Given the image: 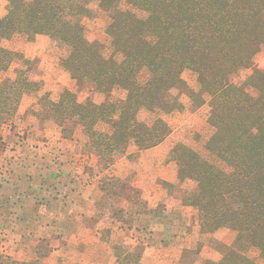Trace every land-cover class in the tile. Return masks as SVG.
I'll use <instances>...</instances> for the list:
<instances>
[{
  "label": "trees",
  "instance_id": "obj_1",
  "mask_svg": "<svg viewBox=\"0 0 264 264\" xmlns=\"http://www.w3.org/2000/svg\"><path fill=\"white\" fill-rule=\"evenodd\" d=\"M6 1L0 37L48 35L68 48L63 65L72 78L89 79L107 96L115 88L124 91L119 100L80 103L65 89L57 100L41 104L62 137L81 126L104 165L131 145L142 150L161 142L167 122L156 116L147 123L140 112L180 108L170 92L184 83V69L197 75L199 90L191 98L197 105L208 101L212 132L204 143L206 157L181 144L172 149L178 177L195 184L183 202L198 208L203 232L229 228L237 233L221 258L202 264H264V71L253 69L238 78L264 46V0H125L129 9L119 8L121 0ZM91 1L109 14L105 31L113 51L108 56L81 28L80 20L92 14ZM13 56L0 46V71ZM26 80L19 73L13 81H0V107L6 106L0 109V126L16 109L5 100L17 96L18 101L33 90L13 92V82L33 86ZM250 249L258 251L257 260L247 254ZM113 250L115 264H138V247L115 243ZM0 264L27 262L2 253Z\"/></svg>",
  "mask_w": 264,
  "mask_h": 264
},
{
  "label": "rangeland",
  "instance_id": "obj_2",
  "mask_svg": "<svg viewBox=\"0 0 264 264\" xmlns=\"http://www.w3.org/2000/svg\"><path fill=\"white\" fill-rule=\"evenodd\" d=\"M6 7L7 1L0 0V16L5 14ZM87 7L92 14L80 20L81 28L88 39L97 40L101 44L102 53L108 56L113 51L105 31L109 22V14L100 10L96 1H91ZM119 8L129 9L130 6L125 0H121ZM132 10L138 16H144L143 12L137 9ZM0 46L14 52L6 70L0 71V81L7 77L13 81L19 73H23V76L26 75L28 78L27 83H33V86H25L21 84V81L20 84L13 82V92L23 90L24 93L28 89L33 90L24 93L18 101L17 96L10 101L5 100L10 102L11 107L15 105L16 109L9 120L0 126V202L10 190V185L6 183L15 176L12 173L8 175L13 171L10 168L5 169V159L12 160L13 156H17L19 152L49 153L51 156L48 158L53 164H65L68 170L74 169L75 171L71 177L69 175H66L67 178L64 175L56 176L55 181H51L50 186L58 190L55 195H62L75 188V190H80L81 194L86 193L84 195L86 197L91 190L104 187L105 189H101L102 191L110 195H113L114 192L121 202L119 206L110 209V211L123 226L128 224L125 222L124 215H127V218L129 213L137 215L136 219L133 217V225H126L128 228L133 226V234L135 232L136 235L137 232V238L131 237L133 243L127 238V240L125 239L127 243L117 244H121L129 250L138 247V264H157L144 253V247H146L147 241L152 238L153 231L149 228L155 226L159 228L164 224L162 218L169 217L167 212L164 214L161 212L160 215L157 211L152 213L153 206L157 209L164 203L181 211L182 221L191 231L188 232L183 228L181 230L185 233L180 234L178 232L180 227L171 228L170 224L165 225V229L172 232L170 235L167 234L165 241L161 242L164 247L168 246L171 249L170 253L173 255L166 256L165 261L160 264H202L204 259L218 260L223 256L226 248L232 246L237 233L229 228H220L213 232H203L200 229L198 208L183 202L185 191L192 189L195 184L190 179L181 180L178 177L179 165L172 155V149L181 144L197 151L204 157L207 156L204 143L212 132V128L207 123L211 109L208 101L197 105L191 98V93L199 90L197 75L194 72L184 69L181 72L184 83L181 87L170 92L171 96L177 97L180 101V108L166 113L140 112L139 117L147 123H150L156 116H160L167 122L169 131L165 138L147 149L138 150L131 145L125 153H116L111 163L104 165L99 161L98 155L89 147L81 126H75L70 137L60 138L62 137L60 128L49 116L44 114L41 104L46 98L57 100L65 89L73 92L76 101L80 103L88 100L95 103L105 99L119 100L124 97V91L115 88L107 96L96 91L89 79L76 80L72 78L63 65L68 48L48 35L37 34L33 38L24 34H15L9 38L0 37ZM253 69L264 71V46L255 56L252 68L240 71L238 78H243ZM5 107L1 104L0 109ZM99 127H103V125L99 124ZM60 156H64L62 161ZM16 176L19 175L16 173ZM8 178L9 180L6 181ZM18 180L22 185H26L25 179L18 178ZM146 181V184L155 187H152V190L143 191L139 185ZM67 185L69 187H66ZM82 207L84 208L85 205ZM150 213L157 218L151 216ZM2 218L0 213V220ZM175 219L178 221V218ZM102 220L101 225L108 224L105 219ZM165 221L167 222V220ZM174 224V226L178 225ZM146 225L147 227H145ZM9 229V224L0 223V254H8L12 259L26 261L27 264H47L46 259L35 261L33 254L17 256V250L12 249L6 239V236L11 235ZM176 235H179L177 240L167 238ZM113 236L115 237L116 234ZM114 237L113 241L105 244V246L108 245V248L101 249L102 261L99 264H115L116 255H114L113 246L115 242L119 241ZM120 242H122L121 239ZM164 247L161 251L162 255L168 252V248ZM247 254L258 259L256 249H250ZM174 255H179L177 261L174 259ZM127 259L124 262H127ZM50 260L52 259L50 258Z\"/></svg>",
  "mask_w": 264,
  "mask_h": 264
},
{
  "label": "crops",
  "instance_id": "obj_3",
  "mask_svg": "<svg viewBox=\"0 0 264 264\" xmlns=\"http://www.w3.org/2000/svg\"><path fill=\"white\" fill-rule=\"evenodd\" d=\"M48 156L51 155L41 152L31 154L28 151L17 153L12 160L5 159V169L10 168L13 171L8 175L12 173L15 176L6 180H9L6 184L10 185V190L0 202V213L3 217L0 223L9 224L11 235L6 236V239L9 246L17 250V256L33 254L35 261L46 259L47 264H99L102 261L101 249L108 248L105 244L113 241L114 234H116L114 238L119 241L115 243H127V238L133 243L131 237L136 239L138 233L133 234V226L128 228L126 225H133V217L136 219L137 215L129 213L128 218L124 215L125 222L128 224L123 226L110 211L120 205L119 198L114 192L110 195L99 188L88 192L86 197L84 196L86 193L81 194L80 190H75V188L62 195H55L58 190L50 186L51 181H55L56 176L64 175L67 178L66 175H69L71 177L75 171L74 169L68 170L65 164H53ZM60 157L62 161L64 156ZM18 178L25 179L26 185H22ZM146 183L147 181L139 185L143 191L152 190V187H155ZM83 205H85L84 208ZM153 207L152 213L157 211L159 215L161 212L169 214V217L162 218L164 224L159 228L148 227L153 231L152 238L144 247V253L155 263L160 264L165 261L166 256L173 255L170 253L171 249L168 246L164 247L161 242L165 241L167 234L170 235L172 232L166 230L165 225L170 224L171 228L180 227L178 230L180 234L185 233L181 230L183 228L188 232L191 229L187 228L182 221L181 211L171 208L170 204L164 203L160 207L157 205V209ZM152 213L150 215L157 218ZM177 213H179L178 217ZM175 218H178V221ZM102 219H105L108 224L101 225ZM174 223L178 225L174 226ZM179 235L167 238L177 240ZM163 247L168 248V252L162 255ZM178 256L174 257L176 261L179 259Z\"/></svg>",
  "mask_w": 264,
  "mask_h": 264
}]
</instances>
